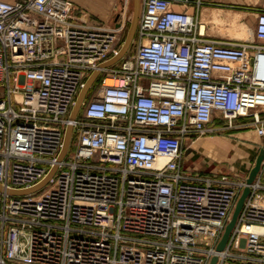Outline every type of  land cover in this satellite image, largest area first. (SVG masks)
Listing matches in <instances>:
<instances>
[{
  "label": "built area",
  "instance_id": "obj_1",
  "mask_svg": "<svg viewBox=\"0 0 264 264\" xmlns=\"http://www.w3.org/2000/svg\"><path fill=\"white\" fill-rule=\"evenodd\" d=\"M204 3L141 0L134 56L101 68L70 119L123 13L106 25L72 0H0V264H264V161L222 250L247 176L184 164L216 113L264 134V9L259 42L218 39Z\"/></svg>",
  "mask_w": 264,
  "mask_h": 264
},
{
  "label": "rangeland",
  "instance_id": "obj_2",
  "mask_svg": "<svg viewBox=\"0 0 264 264\" xmlns=\"http://www.w3.org/2000/svg\"><path fill=\"white\" fill-rule=\"evenodd\" d=\"M123 2L117 0L113 5L111 22L117 15L123 13L126 26L121 35V44L125 40L132 20L134 18L135 2H130L128 10L125 12ZM214 9V10H213ZM264 9V0H206V3L201 7V16L206 19L208 25V33L212 37L218 39H248L254 42H259L255 33V22L257 13ZM213 11L218 13V16L211 18ZM234 14L230 19L225 14ZM222 20V16H225ZM218 22L220 23L217 28ZM137 31L134 40L128 49L126 56H134L136 49ZM119 62H117V65ZM100 78L98 77L95 83L98 85ZM3 85L0 83V96L3 94ZM250 118H241L236 120L232 126L227 125L226 120L214 119L213 125L218 129L213 132L214 135H220L228 142L227 156L216 157L206 153V148L200 143L197 138L200 135L189 139V146L186 148V165L194 168L195 171L203 172H226L231 176L240 178L248 176L250 169L255 163L256 157L260 149L264 147V134H259L256 128L248 124ZM221 146V144L219 145ZM223 146V145H222ZM75 143L72 142L71 149L73 150Z\"/></svg>",
  "mask_w": 264,
  "mask_h": 264
},
{
  "label": "water",
  "instance_id": "obj_3",
  "mask_svg": "<svg viewBox=\"0 0 264 264\" xmlns=\"http://www.w3.org/2000/svg\"><path fill=\"white\" fill-rule=\"evenodd\" d=\"M140 11H141V0H135L134 18L132 20L129 32H128L125 40L121 44L118 53L113 55L112 57H110L106 61H104L100 65L99 68L94 69L91 72V74L88 76V78L85 81L84 86L79 91V94L76 98L75 104L72 107V110L70 113V119H74L77 116V114L79 113V111L82 107V104L88 95L90 88L92 87V85L97 80V78L100 74L101 68L108 67L109 65L116 63L123 56H125V54L127 53L128 49L130 48V46L134 40L136 31H137ZM71 132H72V125L69 124L68 128H67L66 137H65V147H64L62 155L65 153V151L67 150V148L69 146L70 138H71ZM263 161H264V147H262L260 149V152L258 153V155L256 157L255 163L252 166V168L250 169V172H249L247 179H246L247 184L244 187V189L242 190L241 194L239 195V197L236 201L232 215H231L229 221L227 222V224L225 226V229H224V232L221 236L220 241L218 242V244L216 246L217 250H222L226 246V244L229 240L231 231L236 224L238 215H239V213H240V211H241V209L245 203L246 197L248 196V194L251 191L250 183L255 179L258 172L260 171ZM45 182H46V179L41 181L40 183H38L37 185H35L33 187H30L27 189L15 190L14 192L18 193V194H25V193L33 192V191L40 189L45 184ZM1 189H3V187L0 184V190ZM217 260H218V255L215 254L214 256H212L209 264H216Z\"/></svg>",
  "mask_w": 264,
  "mask_h": 264
},
{
  "label": "crops",
  "instance_id": "obj_4",
  "mask_svg": "<svg viewBox=\"0 0 264 264\" xmlns=\"http://www.w3.org/2000/svg\"><path fill=\"white\" fill-rule=\"evenodd\" d=\"M75 5V13L81 21L94 23V22H102L106 25H113L114 21L111 22L113 5L117 0H72ZM123 0H121L122 2ZM130 2H135V0H131ZM176 7L182 8L183 5L176 4ZM214 10V9H213ZM218 16V13L213 11L211 18H215ZM234 16V15H233ZM222 20H225V16H222ZM217 28L221 27L220 23L216 25ZM117 65L114 64V66ZM222 117L216 113L215 119H221ZM213 132H208L206 134L200 135L198 140H201L200 143L204 145L206 148V153L210 156L216 157H226L228 142L223 139L220 135H214ZM221 144V146H219ZM223 145V146H222ZM188 156H184V164L186 165V159ZM205 174L216 173V171L203 172Z\"/></svg>",
  "mask_w": 264,
  "mask_h": 264
},
{
  "label": "bare ground",
  "instance_id": "obj_5",
  "mask_svg": "<svg viewBox=\"0 0 264 264\" xmlns=\"http://www.w3.org/2000/svg\"><path fill=\"white\" fill-rule=\"evenodd\" d=\"M225 14H226L228 17H230V19H232V18H233V15H234L233 13H232L231 15H230V14H227L226 11H225ZM226 15H225V19H227V18H226ZM204 20L207 21L205 18H204Z\"/></svg>",
  "mask_w": 264,
  "mask_h": 264
},
{
  "label": "trees",
  "instance_id": "obj_6",
  "mask_svg": "<svg viewBox=\"0 0 264 264\" xmlns=\"http://www.w3.org/2000/svg\"><path fill=\"white\" fill-rule=\"evenodd\" d=\"M97 83L94 84L93 88L96 86Z\"/></svg>",
  "mask_w": 264,
  "mask_h": 264
}]
</instances>
